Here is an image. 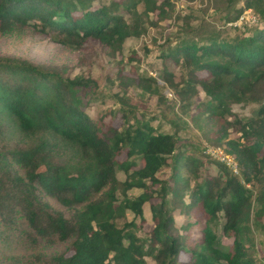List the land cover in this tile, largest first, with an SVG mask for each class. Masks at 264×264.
<instances>
[{
  "label": "trees",
  "instance_id": "obj_1",
  "mask_svg": "<svg viewBox=\"0 0 264 264\" xmlns=\"http://www.w3.org/2000/svg\"><path fill=\"white\" fill-rule=\"evenodd\" d=\"M94 1L0 0V35L29 28L51 32L71 49L91 39L115 51L144 32L137 2L152 26L148 15L161 20L169 6L168 0ZM224 1V22L249 8L259 23L231 37L201 30L202 23L180 28L173 45L159 52V78L192 120L210 124L211 143L232 157L238 175L209 157L216 172L197 181L200 157L186 154L174 134L155 131L152 118L136 116L125 101L115 112L119 124L92 120L77 94L82 88L90 92L87 101L101 97L89 76L0 56V264H146L144 257L154 264H258L249 248L250 217L264 216V0ZM120 6L130 20L117 12ZM166 60L179 67L177 81ZM116 79L121 89L132 85L163 97L153 76H122L120 69ZM238 103L256 108L239 116L231 111ZM163 167L172 168L169 182L156 177ZM132 189L138 192L127 194ZM145 203L152 228L139 237L133 229ZM172 205L194 215L181 233ZM125 211L131 220L118 224ZM216 230L230 243L222 245ZM58 244L63 250L47 252Z\"/></svg>",
  "mask_w": 264,
  "mask_h": 264
},
{
  "label": "rangeland",
  "instance_id": "obj_2",
  "mask_svg": "<svg viewBox=\"0 0 264 264\" xmlns=\"http://www.w3.org/2000/svg\"><path fill=\"white\" fill-rule=\"evenodd\" d=\"M110 0H95L97 2H108ZM122 3L126 0H113ZM161 0H157L160 2ZM168 14L161 20H153L148 15V20L155 22V25L145 23L144 15L140 16L143 11V4L137 2L135 9L139 16L135 17L144 28L138 36L127 37L123 40L120 48L111 51L106 46L99 44L97 41L87 39L80 47L71 49L65 47L53 38V33L48 32L41 34L27 28L22 31H14L8 34L0 35V56H8L14 59H24L31 63L50 65L62 70L64 75L73 77L74 75L89 76L96 85L101 97L97 100L87 101L88 89L80 88L78 96L82 103V109L94 121L102 118L105 123L117 125L120 123V115L117 110L120 108V100L128 103L129 108L136 116H144L152 118L151 126L157 132L174 134L177 138L178 146L185 150L186 154L200 157L201 165L196 169L197 181L205 174L213 175L216 172L213 166V157L208 153L215 150L216 144L211 143L213 138V129L210 124L198 119H191V111L179 106L177 98L166 84L159 78L162 68V61L159 52L168 45H173L174 37L177 30L188 26H196L202 23L205 28L201 30L214 28L218 30L222 36L239 35L246 29L253 28L258 22L257 15L251 10L249 13L254 17L252 21L248 13L242 20L233 21L231 23L222 20L224 12V0H168ZM245 10V9H244ZM243 10V11H244ZM243 11L239 14H243ZM121 13L125 20L131 19V14L120 6L117 11ZM250 17V18H249ZM155 19V18H154ZM185 32V31H183ZM246 33V32H245ZM134 52L135 54H132ZM165 65L174 75V81H177L180 69L172 62L165 61ZM121 69L122 76H153L157 82L159 92L163 96L157 99L156 95L143 94L139 89L128 85L123 89L118 85L116 73ZM117 95H121L118 99ZM202 93H198V98L202 99ZM256 106L251 103H238L231 106V111L239 116H249L255 110ZM113 109L114 114L107 113ZM106 112V113H105ZM237 134H234L236 137ZM16 135L12 136V143ZM220 149V150H221ZM123 155L121 156V158ZM211 159H210V158ZM215 160V159H213ZM136 167V166H135ZM238 170V168H237ZM172 173L171 167H163L156 174L160 180L169 182ZM238 175V173H237ZM118 180L123 178L121 173L117 174ZM193 178L189 177L190 186L193 185ZM250 189H253L251 183H246ZM138 190H128L127 194H136ZM119 192L117 191V197ZM168 198H170L168 196ZM183 201L188 202V197L183 196ZM170 214L173 217L174 225L179 233L182 232V225L185 222L194 220L191 210L186 212L180 206L170 207ZM143 221L136 220L133 231L139 237H144L152 228L150 213L147 203L142 206ZM132 214L125 211L121 218H117V223L121 224L124 220L130 221ZM251 238L250 252L257 260L258 264H264V216L260 221L250 217ZM221 220V219H219ZM217 236L221 239L222 245L230 243L228 237L222 236L219 230H216ZM64 244H58L55 247L48 248L47 252L61 251ZM184 254H179L178 260H184ZM146 264H154L149 257H144Z\"/></svg>",
  "mask_w": 264,
  "mask_h": 264
},
{
  "label": "built area",
  "instance_id": "obj_3",
  "mask_svg": "<svg viewBox=\"0 0 264 264\" xmlns=\"http://www.w3.org/2000/svg\"><path fill=\"white\" fill-rule=\"evenodd\" d=\"M248 12L250 13L251 12V9H249V8L245 9L243 11V14L239 15L238 19L239 20H242V22H245V20H243V19L245 17V14L248 13ZM250 17H251V15H250ZM251 19H252V21L255 20L254 17H251ZM220 149L221 148H218L217 147L215 150H211V152L208 151V153H209V155L211 157H213V159H215V160H217L219 162L224 163L226 165V167H228L234 174H237L238 173V170H237L236 162L232 159V157L230 155H227L226 153H224V151L222 149L221 150Z\"/></svg>",
  "mask_w": 264,
  "mask_h": 264
}]
</instances>
